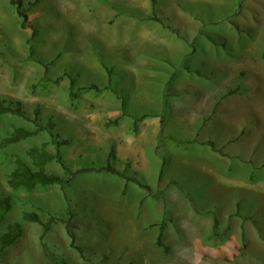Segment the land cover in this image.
<instances>
[{
    "label": "rangeland",
    "instance_id": "374dc122",
    "mask_svg": "<svg viewBox=\"0 0 264 264\" xmlns=\"http://www.w3.org/2000/svg\"><path fill=\"white\" fill-rule=\"evenodd\" d=\"M21 1L25 28L0 0V98L31 117L0 113V234L22 225L0 264H264V0ZM35 145L65 189L9 186Z\"/></svg>",
    "mask_w": 264,
    "mask_h": 264
},
{
    "label": "trees",
    "instance_id": "16d2710c",
    "mask_svg": "<svg viewBox=\"0 0 264 264\" xmlns=\"http://www.w3.org/2000/svg\"><path fill=\"white\" fill-rule=\"evenodd\" d=\"M10 1L13 5L16 6L17 14L21 18V26L24 28L27 27L29 25L28 17L26 11L22 8V1L21 0H10ZM150 1L153 5L156 3V0H150ZM81 88L86 90L94 89V88L99 89V87L95 83L85 84L81 86ZM2 112H10L12 114H16L31 120V117L22 107V102L20 100H14L12 98H9L8 96L4 98H0V113ZM35 114L39 115V112L36 111ZM37 127L38 128H36L35 130H29L27 128L18 127L2 141L1 145L4 146L9 143H15L22 139H26L31 135H33L34 133L41 130V127L39 125ZM27 156L30 162L26 161V159L17 157L15 159V168L8 175V184L10 187L14 189L24 188L30 190L38 185L46 186L55 183L60 184L62 188L65 189V186L67 185V183L70 181V179L75 173L65 163V160L60 154L58 148L55 152H49L35 145L27 150ZM52 161H55L61 165V167L64 169V173H65L64 175H60L54 172H49L46 169L48 163ZM97 169L120 174L119 170L114 168L112 165H107L102 168L99 167ZM136 181L138 182V180ZM139 183L140 182H138V184ZM10 206L11 203L8 197L5 198L0 197V217L3 216L4 212L7 211V209H9ZM23 219L27 221L39 222L43 224L46 228H48L51 224V221L53 219H56V217L51 216V218L47 222H43L42 218L37 212L26 211L23 213ZM21 234H22L21 223L12 224L6 232L0 234V251H2L6 246L11 245L19 236H21ZM158 244L162 245L161 236H159L158 238Z\"/></svg>",
    "mask_w": 264,
    "mask_h": 264
},
{
    "label": "crops",
    "instance_id": "0c3cea01",
    "mask_svg": "<svg viewBox=\"0 0 264 264\" xmlns=\"http://www.w3.org/2000/svg\"><path fill=\"white\" fill-rule=\"evenodd\" d=\"M255 129H257V127H255ZM240 136H241V135H240ZM240 136H239V137H240ZM239 137H238V138H239ZM244 146H245V147H243L242 150L239 151L240 153H243V155L246 154V153H248V151H246V149H245V148H246V145H244ZM259 156H260V155L255 156V158L258 160V157H259ZM258 162L261 163L262 160H259Z\"/></svg>",
    "mask_w": 264,
    "mask_h": 264
}]
</instances>
